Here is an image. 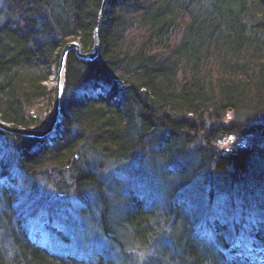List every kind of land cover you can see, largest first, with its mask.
Instances as JSON below:
<instances>
[{"label": "trees", "instance_id": "16d2710c", "mask_svg": "<svg viewBox=\"0 0 264 264\" xmlns=\"http://www.w3.org/2000/svg\"><path fill=\"white\" fill-rule=\"evenodd\" d=\"M102 1L0 0L4 121L47 125L51 115L29 109L53 102L66 43L93 49ZM107 4L98 55L68 56L54 136L0 129V264H134L133 237L151 241L147 264H264V120L238 116L264 119V0ZM229 134L251 137L236 159L217 144ZM38 178L92 201L84 216L96 208L125 257L106 249L90 261L37 243L16 202Z\"/></svg>", "mask_w": 264, "mask_h": 264}, {"label": "rangeland", "instance_id": "374dc122", "mask_svg": "<svg viewBox=\"0 0 264 264\" xmlns=\"http://www.w3.org/2000/svg\"><path fill=\"white\" fill-rule=\"evenodd\" d=\"M83 51L86 50L84 49ZM57 68L58 66L53 70V75L48 81V85L51 89H54ZM53 105V102L50 103V98L47 97L39 102L37 106L31 107L29 110L34 116L40 118L47 117L51 115ZM238 116L242 118L243 121L248 122L264 120L261 116L257 115L245 117L240 114ZM238 116L236 114H230L229 118L235 119V117L237 118ZM50 119L51 117H49V120ZM57 129L56 127L54 132L50 133L48 136H54L55 130L57 131ZM249 141V136L238 137L232 135L230 137L218 139L217 144L221 148L224 147V149L232 150L235 146H239L243 142L245 145L248 144ZM41 180V178H38L37 183H39V185L34 192L25 191L24 193H20L18 189L19 196L18 202H16L22 207L24 215L26 214L28 217L30 235L33 236L37 243L41 245L45 244L54 253L64 255L73 252L77 256H82L90 261L97 260L98 252L104 250L105 253L106 249L110 250L112 255L123 254L125 257L126 253H123V247L120 249L114 239L111 241L105 233L101 231L100 225L97 222L98 211L96 208L94 210L95 214L90 212V216H84L85 212L88 213L90 209H92V206H96L94 203L92 204V201L91 205H87L90 201L81 199L71 192L67 193V195L59 194L51 185ZM111 181L115 182L113 178L110 182ZM84 207L87 209L85 212L82 211ZM114 216H116V213ZM125 243L127 246L128 241L126 240Z\"/></svg>", "mask_w": 264, "mask_h": 264}, {"label": "water", "instance_id": "95a60500", "mask_svg": "<svg viewBox=\"0 0 264 264\" xmlns=\"http://www.w3.org/2000/svg\"><path fill=\"white\" fill-rule=\"evenodd\" d=\"M107 1L108 0H103L102 1V8L99 12V18H98V27L96 28V30L93 33V49L89 52L83 51V44L81 43V41L79 39L76 40H72L71 42H68L67 44H65L63 46V48L61 49V54L59 57V64H58V68H57V76H56V81H55V85H54V89H53V94H54V98H53V110L51 113V119L49 120V122L47 123V125H45L43 128L39 129V128H29V127H23V126H16L12 123H7L6 121L0 119V128L8 131V132H12L14 134L17 135H24L27 137H38V138H43L45 136H48L50 133L54 132V129L57 127V124H59V122L62 119V115H61V109H62V98L64 95V91L66 89L67 86V71H66V66H67V59L68 56L70 54V52L74 49L76 51L77 56L80 59H88V60H93L99 53L100 51V44H101V40L99 37V32L101 29V25L103 22V14L104 11L107 7ZM241 154L244 153V151L240 152Z\"/></svg>", "mask_w": 264, "mask_h": 264}, {"label": "clouds", "instance_id": "9594fccd", "mask_svg": "<svg viewBox=\"0 0 264 264\" xmlns=\"http://www.w3.org/2000/svg\"><path fill=\"white\" fill-rule=\"evenodd\" d=\"M155 223V221H153ZM163 229V221H161V227L157 229L160 231ZM131 227L129 226V232L131 233ZM125 251L132 255L134 264H147L150 256L155 254V250L151 247V241L145 243L139 238H130Z\"/></svg>", "mask_w": 264, "mask_h": 264}, {"label": "bare ground", "instance_id": "6f19581e", "mask_svg": "<svg viewBox=\"0 0 264 264\" xmlns=\"http://www.w3.org/2000/svg\"><path fill=\"white\" fill-rule=\"evenodd\" d=\"M73 40H76V39H73ZM80 40V39H79ZM82 43V42H81ZM67 44V43H66ZM101 45V44H100ZM63 48V47H62ZM61 48V49H62ZM93 48V47H92ZM100 48V47H99ZM87 52H89V51H87ZM61 115H62V112H61ZM52 116V115H51ZM63 116V115H62ZM0 119H2L3 120V118H1L0 117ZM62 120V119H61ZM61 122V121H60ZM60 122H59V124H60ZM59 124H57V128H59ZM0 129H2V128H0ZM4 130V129H3ZM6 131V130H5ZM6 132H8V131H6ZM55 132H56V130H55ZM9 133H12V132H9ZM14 134V133H13ZM232 135H236V136H249V139L251 140V137H250V135H238V134H229L228 136L230 137V136H232ZM228 136H226V137H228ZM33 137V136H32ZM45 137H48V136H45ZM36 138H38V137H36ZM237 140V139H236ZM238 142H239V140H238ZM237 142V143H238ZM241 142V141H240ZM250 143V141L248 142V144ZM240 144V143H239ZM248 144H246L245 145V143L243 142V143H241L239 146H235L232 150H230V149H224V147L223 148H221L220 146H219V150L221 151V152H223V153H225L226 155H229L230 153H231V155H230V157L231 158H237L241 153V151H244L246 148H247V146H248ZM264 148V147H263ZM245 152V151H244ZM103 253H104V250L102 251H99L98 252V256H103ZM97 256V257H98Z\"/></svg>", "mask_w": 264, "mask_h": 264}]
</instances>
